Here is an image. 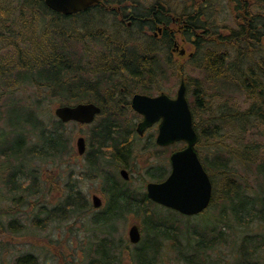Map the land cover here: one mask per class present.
I'll return each instance as SVG.
<instances>
[{
	"label": "trees",
	"instance_id": "trees-1",
	"mask_svg": "<svg viewBox=\"0 0 264 264\" xmlns=\"http://www.w3.org/2000/svg\"><path fill=\"white\" fill-rule=\"evenodd\" d=\"M104 3L121 8L132 25L127 26L117 11L110 12L102 5L66 16L51 11L44 0H0V104L21 101L18 93L34 86L37 91L48 88L51 92L48 101L60 99V103L67 105L92 101L102 108L88 137L87 171L80 167L76 172L75 167H71L67 201L51 208L50 202L39 200L32 205L38 207L33 222L46 229L53 221H67L73 215L82 217V212L89 214V200L82 198L80 188L82 175L89 181L101 179L103 191L109 198V208L104 212L116 214L109 224L128 213L142 217L148 233L147 249L155 252L154 257L161 253V246L166 241L184 264H221L209 259V252L228 243V234L224 231L226 226L230 227L225 219L228 211L238 223H242L241 213L248 211L250 206L255 217H264V0H104ZM225 13L232 19L233 26L226 23ZM40 15L44 16L42 22ZM90 15L99 17L97 24L89 18L82 27L77 25L78 18ZM106 15L112 16L115 32L110 31ZM65 20L72 24L65 26ZM162 25L168 27L160 39L149 35V31ZM170 26L174 27L173 34ZM180 26L188 44L196 38L193 46L196 51L192 62L189 60L190 71L173 61V38L181 37ZM122 30L129 34L125 40L120 37ZM84 31L89 36L86 39L93 41V47L98 43L101 51H105L96 61H91L92 50L82 47L89 52L85 57L79 49L78 44L82 45L83 36H86ZM146 41L153 45L144 48ZM196 72L203 76L192 78ZM182 73H187L189 95L193 99L190 104L199 135L198 152L214 184L210 208L197 216L207 222L202 230L182 226L179 221L171 226L152 223L151 218L156 214L151 205L155 204L147 198L146 192L131 188L128 182L119 178L118 170L122 167H95L106 164L130 166L135 153L133 147L127 145L132 129L122 120L130 107L124 108L121 104L141 90L149 95L163 91L165 78H178ZM228 83L239 88L245 109H242L243 104L237 107L233 102L235 98L231 94L235 91L227 89ZM213 99L217 100L216 104ZM36 102L40 104L41 100ZM229 105L234 107L224 110ZM29 112L30 116H24L23 120L28 128L23 127L21 134L15 136L16 143L8 148L0 147L5 161L0 166V180L7 185V192L13 194L15 203L19 202L17 193L21 189L30 195L46 196L41 190L38 172L29 182H20V176L26 175V159L31 161L37 157L61 162L63 157H80L74 150L72 135L68 137L67 134L70 123L57 117L47 123L40 113ZM33 137L37 141L31 145ZM125 168L134 173V167ZM159 169H163L162 166ZM243 170L249 174L253 171L252 177L259 190L254 189L249 175H241ZM3 173L7 175L5 178L1 176ZM167 173L147 171L150 179L158 181ZM46 174L47 187L60 184L55 181L56 177L52 178L51 172ZM140 179L143 182L149 180L144 176ZM52 180L55 181L53 184ZM252 189L254 193L250 194ZM3 198L0 196L1 200ZM218 207L220 216L208 214L211 208ZM16 210L19 208L4 209L0 205L1 232L5 231L2 216L14 215ZM111 219L104 216L102 221L99 215L92 224L103 227ZM255 238H259V243ZM263 244L262 235H247L239 247L232 250L236 258L225 263L264 264L260 254ZM100 252L90 264H120L121 256L112 255L107 247L101 255ZM139 260L140 264H156L154 260L146 262L144 253H140ZM15 264L41 262L37 256L28 253L19 256Z\"/></svg>",
	"mask_w": 264,
	"mask_h": 264
},
{
	"label": "rangeland",
	"instance_id": "rangeland-1",
	"mask_svg": "<svg viewBox=\"0 0 264 264\" xmlns=\"http://www.w3.org/2000/svg\"><path fill=\"white\" fill-rule=\"evenodd\" d=\"M43 17L44 16L40 15V22L43 21ZM226 17H228V19H226ZM89 18L92 19L93 24L95 25L97 24L99 17L97 15L80 17L77 19V25L82 27L84 24H86ZM223 18L228 25L233 26V21L231 18H229L228 14L225 13ZM105 21L110 24V31L115 32L116 29L113 27L114 20L112 16L106 15ZM63 23L65 26H70L72 24V22L69 20H65ZM84 33L86 36H83L84 40L82 45L78 44L79 49H81V52L84 53L85 57L89 52H85L82 47H86L87 50L89 48L90 51L92 50L91 61H96L97 57H101L105 51H101L102 49H100L98 43H94L93 47V41H91V39L87 40L86 38H89V36H87L86 31H84ZM128 35L129 34L127 30H122L120 37L122 40H125L124 38H126ZM137 36L138 35H135V37ZM152 45L153 44L149 41L144 42V48L150 47ZM195 49L196 48L193 46H190L189 49L187 47L188 54L191 51H195ZM100 51L101 53H99ZM188 54L182 58L178 52H175L173 54L174 63H183L187 59ZM188 66L191 68V64H188ZM200 76L203 75H200L199 72H196L194 77H191L197 79ZM163 82L164 84L162 87L164 88V91L175 96L179 86V78L170 76L165 78ZM44 88L37 91L34 86L26 87L25 90L19 92L17 95L20 97L21 101L17 102V100H15L8 104L4 103V101L0 104V135H3V137L0 138V147L8 148L9 146H12L16 143L17 140L15 136L21 134L23 127H25V129L28 128V126L24 124L23 120L24 116H30V110L40 113L43 120L46 119L45 121L47 123L48 120L56 118L54 110L62 103H60V99L55 98L51 101H48L47 96L51 92L48 91V88ZM227 89L230 91H235L233 94H231L235 98L233 102L237 103V107H242L244 97L241 95L239 88H235L232 83H228ZM38 99L41 100L40 104L36 102ZM189 99L190 102L193 100L191 95L189 96ZM224 99H226V97H224ZM216 103L217 100L213 99V104ZM232 107L234 106L229 105L224 110L231 109ZM245 107L246 106L243 104L242 109H245ZM131 118L133 119H130V121H139L138 118H135V115H132ZM93 127V124L89 126H79L76 123H70L68 125L67 134L68 137L71 135L73 137L72 144L75 151H77V138L79 136H84L88 142V137ZM155 131L156 129H151L144 137L137 140L138 143L132 142L131 144V146H133L134 143L136 145L134 148V158L132 159L134 164V173L131 174L133 178L127 182L131 188L140 190L141 192L146 191L147 182H143L140 179V176H144L150 180L147 171L157 174L158 172H161L156 171V169L160 166H162V168H169L168 153H163L162 151L160 152L155 146L150 145V143L152 144L151 140H153L151 136L154 135ZM36 141V138L33 137L32 142L30 141V144L32 145L33 143H36ZM147 145H149V147H147ZM26 162V175L20 176V182H29L32 176H36L38 172L39 176L41 177V190L44 194H46V196L40 197V195H30V193L24 192V190L21 189L17 193L19 202L15 203L12 199L13 194H9L7 192V185H5L2 180H0V196L4 197L3 200L0 199V205H2V208H19V210L14 212V215L2 216L1 223L5 226V231L4 233L0 231V264H15V260L19 256L28 253L37 256L41 264H90L92 260L96 259V253L99 254L100 251L103 252L106 247L111 251L112 255L121 256L120 264H140V253H144L146 262L154 260L156 264H184L183 261L178 259L177 253L169 248L168 245L171 246V244L166 241L163 242L161 246V253L154 257L155 252L151 249H147L148 233L146 229H144V220L142 217H139L134 213H129L130 216H128V214H124L122 216L123 218L121 217V220L116 222V231L115 228H113L114 225H112L115 224V222L103 227L102 224L98 225L97 227L92 224V220L107 209L109 198L103 191L104 182L101 179L89 181L86 180L82 175L80 188L84 195L82 198L89 200V203H91V197L93 194H97L102 197L104 202L102 208L95 209L93 206H91L92 208L89 214L82 212V217L79 215H73L67 221H53L46 229L35 226L33 221L36 219L35 215L38 211V207L34 208L32 205L36 204V202L39 200L50 202L51 208L60 202L64 204L67 201V179L71 167H75L76 172H79V168L81 167L82 171L85 172L87 171L85 166L88 163L85 159V156H80L76 159H74V157L67 156L63 157L61 162L58 160H40L36 157L35 159H31V161L26 159ZM4 163V157H1L0 154V166ZM119 171L120 170H118L119 178L123 180L119 174ZM47 172H51L52 178L56 177L55 181H58L60 184H57L53 187H47L44 182L47 177ZM250 172L251 173L249 174L247 173V170H243L241 171V175H249L252 186L254 189L259 190V187L254 182L252 177L253 171ZM1 176L5 178L7 175L6 173H3ZM55 181L52 180L51 184H53ZM254 189L250 190V194L254 193ZM219 206L221 208L223 207L222 205ZM250 207L251 208L248 211L244 210L246 212L241 213L242 223H238L234 217H230V210L228 211L229 213L227 212L228 214L225 219L227 220V223L230 225V227L226 226L224 231H226L228 234V243L214 250L213 252H209V259L216 260L221 264H227L225 263L226 261L229 263L236 258V254H234L232 250H235L239 247L245 236L252 235L253 237H256L257 235H262V237H264V217L262 219L255 217V215L252 214L253 207ZM151 208L156 214L153 218H151V222L154 224L165 223L170 225L173 222L179 221L182 226L189 225L199 230H202V228L207 225V222L201 217L190 219L179 213L168 211L166 208L160 205H151ZM219 213V207L211 208V210L208 212V214L212 216H217ZM218 216H220V214ZM222 217L224 218L225 216ZM42 218L46 217L43 216ZM208 222L212 223V221ZM12 223H14V225L10 226ZM134 224L140 227L142 233V239L140 244L137 246L132 245V243L129 241L128 234L130 227ZM105 237H107V239ZM104 238L105 240H102ZM255 239H257L255 240L257 243L259 238ZM182 241H180L182 244L185 243L183 238ZM123 248H129L130 251L128 252L123 250ZM102 252H100V255ZM187 253L190 254L189 252ZM260 254H262L261 256L264 260V244L260 249ZM263 262L264 261L261 263Z\"/></svg>",
	"mask_w": 264,
	"mask_h": 264
},
{
	"label": "water",
	"instance_id": "water-1",
	"mask_svg": "<svg viewBox=\"0 0 264 264\" xmlns=\"http://www.w3.org/2000/svg\"><path fill=\"white\" fill-rule=\"evenodd\" d=\"M102 0H45L46 5L58 13L72 15L101 3ZM161 31V30H160ZM132 106L144 120L139 124L141 134L148 127L161 121L157 144L168 146L179 141L187 146L171 156L172 172L160 183L151 182L147 185V196L156 203L179 211L185 215H196L204 211L210 204L213 194V184L205 170L196 150L198 135L194 129L192 111L187 98L185 80L182 79L176 98L165 93L157 96L136 94ZM102 111L95 103H78L62 105L55 109V114L63 121L92 123ZM80 155L86 151L85 138L77 139ZM121 175L129 179L127 170ZM94 206L101 204L98 196L93 197ZM132 242H138L140 234L137 226L130 230Z\"/></svg>",
	"mask_w": 264,
	"mask_h": 264
},
{
	"label": "flooded vegetation",
	"instance_id": "flooded-vegetation-1",
	"mask_svg": "<svg viewBox=\"0 0 264 264\" xmlns=\"http://www.w3.org/2000/svg\"><path fill=\"white\" fill-rule=\"evenodd\" d=\"M107 5V3H105V4H102V6H106ZM97 7V6H96ZM93 8H95V6L93 7ZM93 8H91V9H93ZM122 9L121 8H117V7H114V6H112V9H111V11H117L118 12V14H119V18H120V20H122V21H124L125 22V20H126V25L127 26H131L132 25V22H130V21H127V19L125 18V16H124V14L122 13V11H121ZM86 11H88V10H86ZM167 27L168 26H166V25H162L161 27H157V29H155V30H151V31H149L148 33H149V35H151L152 37H155V39H156V37L158 38L159 36H162L163 35V33H164V30L165 29H167ZM171 28H169V29H172L171 30V33L173 34L174 32H175V30H174V27H172V26H170ZM180 33H181V37H179V39L178 38H176V37H174L173 38V40H174V43H173V46H172V49H173V51H174V49H176V50H178V52L179 51H181L183 48H187V46L189 45V46H194L196 43H195V40H196V38H195V40H190V42H189V44L187 43L188 41H187V39L185 38L186 37V35H184V30L182 29V26H180ZM159 29H161V31L159 30ZM158 30L160 31L159 32V34H158ZM194 39V38H193ZM135 94V93H134ZM134 94H132L131 96H129L130 98H129V100H127L126 101V103L125 104H121V106L122 107H130V109H131V111H130V113H131V116L132 115H135V118H138V122H136V126L135 127H132L133 129H134V132H131V133H129V136H133V135H135V138H137V140L138 139H140V138H142V137H144L146 134H147V132H149L151 129H156V132L158 133V124H156L155 126H153L152 128H149V129H147L145 132H144V135H139L138 133H137V128H138V124L143 120V117L140 115V114H138L137 112H135L134 110H133V108H132V98H133V96H134ZM127 111H129V109H127ZM131 116H130V118L129 117H124V118H122V120H127V119H133V118H131ZM124 130H127V128L126 127H124L123 128ZM132 142H134V141H131V139H130V141H128V143H127V145L128 146H131V144H132ZM148 143V142H147ZM180 144L181 143H176V144H174V145H171V146H168V147H162L161 149H162V152L163 153H168L169 151H170V155H169V161H168V159H167V161L169 162L168 163V165H169V169L168 168H166L168 171H169V174H170V172H171V160H170V157H171V154L174 152V151H176V150H180V149H182L181 147L182 146H180ZM134 145V144H133ZM88 144H87V149H88ZM132 147V146H131ZM147 147H149V145H147ZM148 149V148H147ZM88 165H86L85 167H87ZM95 167H134V164L133 165H130V166H126V165H124V164H106V165H101V166H95ZM156 171H160V170H158V169H156ZM153 172H155V171H153ZM103 207V206H102ZM107 208H109L108 207V205H107ZM106 211V210H105ZM100 216H101V220L103 221V219H104V216H108V217H110V218H112L110 221H108L107 222V225H109V223H111L112 222V220L113 219H115V216H116V214L115 213H105V212H102L101 214H99ZM98 215V216H99ZM127 215V214H126ZM128 216H130V214L128 213ZM123 218V217H122ZM118 221V220H117ZM104 223V222H103ZM116 224L117 223H115V224H113L114 226H113V228H115V231H116ZM140 243H138V244H135V246H137V245H139ZM132 245H134V244H132ZM139 247V246H138ZM123 250H125L124 248H123ZM126 251H129V248L126 250Z\"/></svg>",
	"mask_w": 264,
	"mask_h": 264
}]
</instances>
